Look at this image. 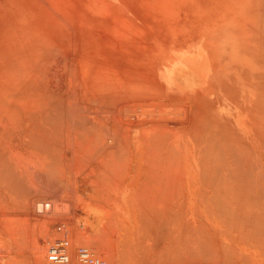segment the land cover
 I'll list each match as a JSON object with an SVG mask.
<instances>
[{
	"label": "bare ground",
	"instance_id": "obj_1",
	"mask_svg": "<svg viewBox=\"0 0 264 264\" xmlns=\"http://www.w3.org/2000/svg\"><path fill=\"white\" fill-rule=\"evenodd\" d=\"M96 1H86L85 10L83 0H0V264L46 263L49 239L43 244L38 236L44 223L27 213L32 198L68 190L84 166L103 184L126 170L130 208L115 217L121 254L113 248L111 257L130 264H264V0L235 1L214 29L221 35L212 49L213 34L199 50L174 57L161 39L146 44L147 52L120 49L125 40L139 43H127L136 51L145 48L135 35L145 30L132 24L140 27L133 33L125 14L120 20L128 26L118 27L115 17L102 29ZM160 96L166 104H192L183 111L191 119L161 125L147 116L136 122L143 124L140 137L126 124L121 138L117 111L141 118L149 113L142 97ZM45 201L33 204L45 208ZM98 244L89 246L97 254Z\"/></svg>",
	"mask_w": 264,
	"mask_h": 264
},
{
	"label": "rangeland",
	"instance_id": "obj_2",
	"mask_svg": "<svg viewBox=\"0 0 264 264\" xmlns=\"http://www.w3.org/2000/svg\"><path fill=\"white\" fill-rule=\"evenodd\" d=\"M86 1L88 2V0H83V3H82L83 7L85 6V10H86V8H87V10H91V9H88V8H90L89 5H91V4L90 3L88 4ZM111 1H112V3H111ZM235 1H237V0H130V1L129 0H97L96 1V7H94L95 9H92V11L95 13L97 18L99 19L98 22H99V25L102 29H103V25H104V27H106L108 29L109 26L111 25L112 21H113L112 19H115V17H116L115 21L117 23L120 21L119 23H121V20H122L121 16L123 14H125L122 16L123 19H124V17H126L127 19L129 18L128 21L131 22L130 23L131 25L128 24L129 22L127 23V21H126L127 19H125L126 22L123 21V23L125 22L126 26L129 25L128 28H131V26H132L131 29L133 31L132 30L131 31L133 33H134V30H138L140 27H141V29L145 30V31H139L140 33H138V31H135V33H136L135 35H137V38H138V39H136V42L138 40H141V42H142V39L144 41V42H142V44H145V48H142L143 49V50L141 49L142 51L141 50L140 51L135 50V48L137 47V45L139 43L136 44L134 41V43L136 44L135 45L134 43L130 42L131 40L130 41L128 40V42H130L131 45L133 44L136 46L134 48V46L127 44L128 42H127V40H125V38H124V40H125L124 45H121L124 48H120V49H123L125 51L127 49V50H130V52L133 51L135 53L136 52H138V53L139 52H147L149 47L147 46L148 47L147 48L146 44L152 45V43H155L156 40L161 39L162 40V46H164V45L166 46V45H168V42H170L172 50H174V51L170 50V53L171 54L173 53V57H174V56H176L177 52H179V53L180 52L192 53L195 50H199L200 48H202V44H203L205 37L207 35L209 36V35L213 34V36L211 37L212 39L210 38L212 41L208 40V47L212 49L214 46L213 44L215 43L214 38H217L218 36L221 35V28H220V30H214V29H217L218 28V22L221 19H223L227 14H229V12L233 6L232 3H234ZM110 3L112 4V6ZM119 5H120V7H119ZM118 7H119V10H118ZM111 12H113V13H111ZM106 16H109V18ZM105 18L107 20L106 22L104 21ZM130 18H132V19L130 20ZM141 20H143V22L145 24ZM123 23H121L118 27H122V26L125 27L124 26L125 23L124 24ZM147 23H148V26L150 25L151 29H149L150 27L149 28L147 27ZM132 24H134L135 26H136V24H138L140 27H138V29H137V27L135 28ZM101 28H100V30H102ZM128 28H127V31L129 33L128 36H130V37L132 36L131 38L130 37L129 38L134 40L133 37L136 38V36L131 35L133 33H131V31H129L130 29H128ZM212 30H214V31L212 32ZM138 34L141 35L142 39L140 38V35L138 37ZM98 36H99L98 37L99 40L101 41L100 43L103 45L100 48L106 47V45H104L102 43V41H103L102 32H99ZM171 39H172V43H171ZM125 42H126V44H125ZM142 47H144V45H142ZM114 49H115V46H114ZM117 49L115 50V52L120 53L121 50L118 49V50H120V51H118ZM136 49H138V48H136ZM149 49H151V48H149ZM125 53H127V52H125ZM116 56H117V54H116ZM210 56L212 59L211 54H210ZM173 61L175 64H177L176 58H174ZM145 98H148L150 100L147 99L148 100L147 101ZM145 98L142 97V101L144 100L143 101L144 104L140 103L141 101H139V102L137 101L139 104L144 105L143 106V108H145L144 110H147L149 112L145 116L142 115L141 118L137 117V116H132L134 113H131L133 111H130V110H129V112H126L128 114V117L131 115V117H129V118L127 116H126V118L124 117L127 114L125 112H123L122 109H120V111L119 110L117 111V113H116L117 119L116 120L118 121L119 126H120V124L124 123V124H122L124 127L121 126L120 128H122V129L118 130V132H119L118 134L121 135V138L123 137V134H124L123 130L127 129L126 126H128V127L130 126L129 127L130 129L133 128L134 134H136V136L140 137L141 133L143 131V124H139L136 122H138V121L143 122L147 116H148V118H147L148 120L151 118H156L158 120L160 119L159 123L161 125L162 124L173 125L172 122H180V120H183L186 117H187L186 119H188V120L191 119L192 114L189 110L192 107V104L188 103L187 101L180 100L181 98L180 99L177 98L176 100H174V99L168 100V104L165 103V101H167V100H161L160 99L161 96L156 97L155 99L153 97L152 98L145 97ZM151 99H152V101H151ZM146 101L148 103H146ZM160 101H162L161 103L163 105L160 104ZM137 102L135 101V104ZM153 102L155 104L157 102H159V106L161 105V107H158L157 106L158 104L155 105ZM184 102L186 105L184 104ZM175 103H177L178 106L175 105ZM190 105H191V107H190ZM145 106H147V107H145ZM185 106H186V108L188 106V109H189L188 110L189 112H187L186 115L183 113V111L185 112V109H186V108H184ZM133 107L134 106L132 104V110H134V108L136 109V107H137V109H136L137 111H139L138 109H140V106L138 108V105H136L134 108ZM158 108L162 109L161 111L165 112V113H166V111H170V112H174V113L167 114L169 118L168 117L166 118L165 115H163L164 114L163 113L161 115V116H163V118H162L160 116V114L162 112L159 110L161 112L160 113L157 110ZM174 108H175V110H174ZM192 108H191V110H193ZM177 109H179V111H180V114H179L180 116L176 115L177 116L176 117L175 114L179 113V112H177L178 111ZM124 111H126V110H124ZM150 111L151 112L153 111L152 113H154V114H152ZM119 112L122 114L124 113L123 116ZM155 112H157V113H155ZM118 113H119V115H118ZM129 113H130V115H129ZM119 116L122 117V119H120V121H122V122L119 121V118H120ZM184 116H186V117L184 118ZM131 118H132V120H131ZM123 119L126 122H124ZM129 119L131 120L132 123H130ZM163 119H166V120H163ZM127 120H129V121H127ZM185 120H183V121H185ZM133 123H136L138 125L137 126H134V125L131 126ZM126 124H128V125H126ZM162 128H164V125ZM122 131H123V133H122ZM146 135H147V131H146ZM119 158L121 159V157H119ZM119 158H118V160H119ZM122 160H124V159H121V161ZM80 162H78V163H80ZM81 164H79V165H81ZM83 164L86 165V163H83ZM108 164L110 166L111 162ZM113 164L116 165V163H113ZM117 164H120V162ZM121 165H123V164L121 163ZM81 166L83 167V165H81ZM85 167L86 166H84L83 169H85L86 171L81 170L78 172V171H76L78 169H75V171H74L75 174L72 173L74 176H72V179H70L71 185L69 184L68 190L64 189V188L60 189L59 190L60 192L59 191L56 192V191L45 190L44 192H47V193L49 192L48 194L46 193L45 195L43 192H42L43 194H41V191L39 192L38 189H37L38 191L35 190L39 193L35 192L34 196H36V197H33L32 200L33 199L36 201L39 200V201H41V203H43L42 201L46 200L44 202L46 209L43 207L36 209L34 204H33L36 201H33V203L31 202L32 204L30 206L32 211L29 210L28 212L27 211L26 212L28 214H30V212H31L30 215L33 217L37 216L36 219L39 218L38 220L43 221V223L45 225V227H44L43 223L41 221L37 220V223L40 222V223H38V225L36 223L37 227L39 226L41 228V226L43 225L41 230L36 228V230L37 229L39 230L38 236H40L39 237L40 239L43 238V244L46 242L44 244V247H43V252H45L44 253V261L46 259L45 258L46 250H47L46 247H48L49 243L52 242L55 238L61 237L64 235L63 233H60L57 230V226L60 224H63L65 229H66L65 233H67L69 239L71 238L70 240L73 241V243H72V241H70L72 246L78 247L77 244L79 246L81 244L82 246L88 245L87 247H89V246H91V244L96 245V244H98V242H100L101 245L98 244V246H100L98 254L100 256H102L104 259H106L107 261H109V264H130V262H128V261L124 262V260H126L127 257H126V259L125 258L121 259V260H123V261H121L120 260L121 256L118 258L117 257H111L114 255H112L110 253L114 248V250L116 251V254H121V249H120L121 246H119L117 243L118 238L121 235L120 233H117L119 231L121 232V228L119 229L117 227H120L121 225L118 224V225H120V226H118L116 224L119 222H117V220H116L117 218L115 219V217L117 216L118 213L125 214L127 212V210H129V208H130L129 196L131 195V193H130L131 189L128 188V190H127V188L124 186L128 183V181H126V178H125V181H123V175H124V172L126 170L125 171L121 170V172H120L119 168L117 169L116 166H115L116 168L113 167L114 169H112V167H111V169L113 171H115V169L118 170V173L116 171L114 172V173H116L117 176L116 175L115 176L117 178L114 175H112L110 177L108 176V179L110 181H108V179H104L107 181H105V184H103V182L101 181L102 178L100 180V177L98 178L95 175L86 176L88 173V170ZM87 167H88V165H87ZM119 167H121V166H119ZM106 169L110 170L109 167H107ZM113 171H111V172L113 173ZM107 172H108V170H107ZM106 174H108V173H106ZM83 179H85V180H83ZM92 180H94V181H92ZM82 181L85 183H81ZM70 187H72V188H70ZM96 187L99 189H97ZM105 187H106V189H105ZM77 188H78V190L80 189V194H79V195H81L80 198H78L79 196H77V194L75 192ZM71 190L72 191L74 190V191L72 192ZM110 192H112V193H110ZM55 194L56 195L58 194L61 197L56 196ZM74 195H76L77 197ZM43 196L45 199L43 198ZM70 197H71V199H69ZM103 197H105V198L103 199ZM40 198L41 199L43 198V199L41 200ZM66 199H68V200L66 201ZM112 217H113V219H112ZM39 224H42V225L40 226ZM111 226H113V227H111ZM42 230H43V233L41 232ZM117 230H119V231H117ZM40 232L42 233V235L40 234ZM112 232H113V234H112ZM57 233H59V234H57ZM115 233L119 234V235H116ZM51 235L53 236V238ZM115 236H117V237L115 238ZM45 239L46 240L49 239V240L44 242ZM96 239H97V242H96ZM86 240H88L89 242ZM91 240H93L94 242ZM47 242H48V245H47ZM109 245L111 248L109 247ZM75 247H72L73 253L75 252L74 251L76 249ZM114 250L112 251L113 254H115ZM95 251H97V250H95ZM101 251H102V253H101ZM104 251H106V252H104Z\"/></svg>",
	"mask_w": 264,
	"mask_h": 264
},
{
	"label": "built area",
	"instance_id": "obj_3",
	"mask_svg": "<svg viewBox=\"0 0 264 264\" xmlns=\"http://www.w3.org/2000/svg\"><path fill=\"white\" fill-rule=\"evenodd\" d=\"M57 230L64 235L49 243L45 255L46 264H109L106 259L84 245L76 247L73 254L64 225H58Z\"/></svg>",
	"mask_w": 264,
	"mask_h": 264
}]
</instances>
